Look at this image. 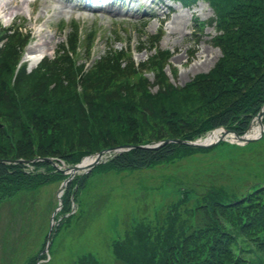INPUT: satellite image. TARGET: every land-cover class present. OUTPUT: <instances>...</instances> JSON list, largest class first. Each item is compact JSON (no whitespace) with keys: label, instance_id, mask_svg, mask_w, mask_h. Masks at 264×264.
Wrapping results in <instances>:
<instances>
[{"label":"trees","instance_id":"16d2710c","mask_svg":"<svg viewBox=\"0 0 264 264\" xmlns=\"http://www.w3.org/2000/svg\"><path fill=\"white\" fill-rule=\"evenodd\" d=\"M211 3L221 30L214 41L224 53L211 70L184 85L167 77L169 55L162 50L136 67L123 51L110 49L84 71L61 47L33 71L22 67L14 75L21 32L0 31L6 39L0 46V203L66 178L49 161L39 159L28 171L26 164L5 159L52 156L71 164L107 147L192 139L220 125L244 133L264 104V0ZM148 63L154 81L145 76ZM218 99L224 105L213 114L196 113ZM206 149L171 142L159 149L131 148L97 168H149ZM89 176L69 181L64 212H70L72 198L81 201L78 192ZM185 186L162 222L157 213L153 221L130 222L112 242L116 264H264V178L244 190L208 185L198 192ZM65 221L69 215L56 231ZM77 263L102 264L89 254Z\"/></svg>","mask_w":264,"mask_h":264},{"label":"rangeland","instance_id":"374dc122","mask_svg":"<svg viewBox=\"0 0 264 264\" xmlns=\"http://www.w3.org/2000/svg\"><path fill=\"white\" fill-rule=\"evenodd\" d=\"M6 1L11 7L10 13L7 15L0 9L3 14L0 20L6 25L16 20L15 25L24 24L31 29L27 51L44 44L48 49L46 53L51 56L56 47L63 44L67 29L77 21L82 42L80 39L76 57L89 61L91 55L98 57L110 48L127 47L135 62L145 64L153 53L150 42L157 34L161 37L159 47L168 49L172 55L165 68L166 75L178 85L212 69L224 53L212 41L217 32L214 27L205 23L199 25L213 12L203 1L184 7L177 1L161 0L162 5L154 4L153 8L147 7L149 2H146V6L131 14L124 12L128 8L125 5L117 13L98 12L96 16L88 12L71 14L69 6H64L65 1L40 0L29 6L30 0ZM60 7L65 8L61 14L57 12ZM146 8L154 14H143ZM131 9L134 10L132 6ZM64 18L65 29L59 26ZM195 25H199L197 33H193ZM89 30L97 39L94 52L81 50ZM171 30L175 33H170ZM141 44L147 47L138 51ZM151 65L146 66L145 75L153 81ZM151 89L156 91V87ZM210 105L213 107H207L206 112L196 113L201 117L213 114L224 104L218 99ZM252 125L249 133L253 132ZM96 169L90 172L86 185L78 192L81 201H72L70 221L66 223V220L52 233L51 255L41 259L40 264H78V257L86 252L102 264H115L112 240L123 236L131 227L130 222L136 223L142 218L153 221L156 213L161 220L164 211H168L167 206L171 207L181 196L183 183L185 187L203 192L208 185L244 190L258 182L264 178V131L259 138L245 143L232 141L228 136L204 151H184L171 161H160L149 168ZM62 180L55 179L40 186L38 192L30 191L0 203V264H26L30 256L40 252L41 257L47 252L44 250L47 233L68 216L63 210H55Z\"/></svg>","mask_w":264,"mask_h":264},{"label":"water","instance_id":"95a60500","mask_svg":"<svg viewBox=\"0 0 264 264\" xmlns=\"http://www.w3.org/2000/svg\"><path fill=\"white\" fill-rule=\"evenodd\" d=\"M264 114V109H262L261 111H260V113L258 114V122L260 123V126H261V129L262 130H264L263 129V122H262V115ZM228 132H231L230 130H226V133H228ZM236 136L240 139V140H243V141H245V142H248V141H250V140H254L255 138L254 137H248V138H246L245 136H242V135H239V134H236ZM170 140H174V141H177V142H183V143H186V144H189V145H191V146H193V145H196V146H202V147H204V146H206V145H208V144H213V143H200V142H197V141H193V142H191V141H187V140H183V139H167V140H164L163 141V143H165V142H169ZM149 147H156V146H153V145H148ZM102 156V152H100V153H98L97 155H96V159L92 162V163H90V164H88L87 166H81L80 164H75V165H73V166H71V167H69L68 169L71 171V172H76V171H79V170H81L83 167H88V168H90V167H92L94 164H96V163H98L99 162V160H100V157Z\"/></svg>","mask_w":264,"mask_h":264},{"label":"bare ground","instance_id":"6f19581e","mask_svg":"<svg viewBox=\"0 0 264 264\" xmlns=\"http://www.w3.org/2000/svg\"><path fill=\"white\" fill-rule=\"evenodd\" d=\"M174 24L176 23V21L175 20H171ZM170 33H175L173 30H171V31H169ZM32 51H31V53H29L30 55H35V58H33V60L34 59H36L37 58V53L39 54H43L44 52H46V51H48V49L46 48V46L44 45V44H38L37 46H33L32 48ZM252 133H249L248 135H250V136H257V135H259V132H260V129H259V126L257 125V124H253L252 125ZM218 135V133H217V131H215V133H213V134H211L209 137H207L206 139H205V141H209V140H213V139H215V137ZM92 159H90V158H87L86 160H84V162H83V164H87L88 162H90Z\"/></svg>","mask_w":264,"mask_h":264}]
</instances>
